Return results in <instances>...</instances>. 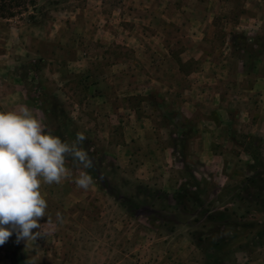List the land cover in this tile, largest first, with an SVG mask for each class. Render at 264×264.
Instances as JSON below:
<instances>
[{
  "label": "rangeland",
  "instance_id": "1",
  "mask_svg": "<svg viewBox=\"0 0 264 264\" xmlns=\"http://www.w3.org/2000/svg\"><path fill=\"white\" fill-rule=\"evenodd\" d=\"M53 1L37 24L21 13L0 19V111L27 105L69 142L82 132L97 179L78 188L69 160L72 177L41 188L46 235L17 243L13 234L0 264H217L194 242L196 233L218 237L208 214L176 207L184 184L240 227L229 230L221 264H264V212L243 191L264 175V0H39L38 8ZM182 124L196 131L187 170L174 149ZM247 223L256 228L241 229Z\"/></svg>",
  "mask_w": 264,
  "mask_h": 264
},
{
  "label": "clouds",
  "instance_id": "2",
  "mask_svg": "<svg viewBox=\"0 0 264 264\" xmlns=\"http://www.w3.org/2000/svg\"><path fill=\"white\" fill-rule=\"evenodd\" d=\"M77 132L71 142L53 134L27 105L0 111V245L15 234L16 241H35L46 233L39 222L47 217L43 185H59L72 177L69 158L79 175L73 181L85 191L94 185L87 169L93 160ZM58 221L61 213H56ZM48 224L52 223L50 217Z\"/></svg>",
  "mask_w": 264,
  "mask_h": 264
},
{
  "label": "trees",
  "instance_id": "3",
  "mask_svg": "<svg viewBox=\"0 0 264 264\" xmlns=\"http://www.w3.org/2000/svg\"><path fill=\"white\" fill-rule=\"evenodd\" d=\"M39 0H0V19H12L17 16V13L28 14L30 22L37 24L39 23V16L45 19L48 14H46V9L53 8L56 3L50 2L48 6L38 8ZM16 9L20 12H15ZM58 103L53 104V110L50 111L51 115H56L58 110ZM196 131L192 127V124H182L178 127V136L175 140L174 149L176 151V156L179 157L187 170L189 167V142L195 136ZM89 151V147H85ZM71 161V158H69ZM90 175L97 179L95 174L94 166L87 169ZM243 191L246 195L245 200L255 203L258 207V212H264V175L257 172L246 180V184L243 187ZM174 201L176 207L182 213L188 215H200L202 218L208 214L207 224L209 226L208 231L210 235L217 234L218 237L211 239L201 233L194 234V242L200 251L204 252L206 255H217V264H221L226 259H218V256L222 254L228 255L229 252L225 250L229 245L227 244L229 238H227L230 233L229 230L240 228L237 226L233 220L232 215L229 214L227 210L224 212H209L207 207V202L203 198V194L199 189L198 185L195 184H184L179 191L174 196ZM206 209V210H204ZM208 212H205L207 211ZM203 211V212H201ZM256 228V226H254ZM253 223L243 224L241 229L254 228ZM263 231L260 235H263ZM205 236V237H204Z\"/></svg>",
  "mask_w": 264,
  "mask_h": 264
},
{
  "label": "crops",
  "instance_id": "4",
  "mask_svg": "<svg viewBox=\"0 0 264 264\" xmlns=\"http://www.w3.org/2000/svg\"><path fill=\"white\" fill-rule=\"evenodd\" d=\"M257 89L261 92L262 97L264 98V77L258 79ZM263 126L259 128L258 131L264 132V117L261 118Z\"/></svg>",
  "mask_w": 264,
  "mask_h": 264
}]
</instances>
